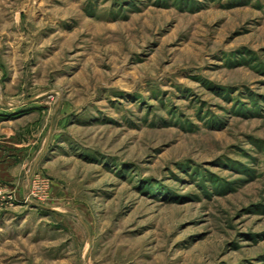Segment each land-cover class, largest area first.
<instances>
[{
	"label": "rangeland",
	"instance_id": "obj_1",
	"mask_svg": "<svg viewBox=\"0 0 264 264\" xmlns=\"http://www.w3.org/2000/svg\"><path fill=\"white\" fill-rule=\"evenodd\" d=\"M0 92V264H264V0H0Z\"/></svg>",
	"mask_w": 264,
	"mask_h": 264
},
{
	"label": "crops",
	"instance_id": "obj_2",
	"mask_svg": "<svg viewBox=\"0 0 264 264\" xmlns=\"http://www.w3.org/2000/svg\"><path fill=\"white\" fill-rule=\"evenodd\" d=\"M16 106L17 107H14V104H12V102H9L7 100V97L0 92V117H1V120L4 117H7L8 115L13 114V113L17 112L19 109L23 108L22 104L21 105L18 104ZM1 122L4 123V122H8V121L3 119Z\"/></svg>",
	"mask_w": 264,
	"mask_h": 264
},
{
	"label": "built area",
	"instance_id": "obj_3",
	"mask_svg": "<svg viewBox=\"0 0 264 264\" xmlns=\"http://www.w3.org/2000/svg\"><path fill=\"white\" fill-rule=\"evenodd\" d=\"M29 200V199H28Z\"/></svg>",
	"mask_w": 264,
	"mask_h": 264
}]
</instances>
